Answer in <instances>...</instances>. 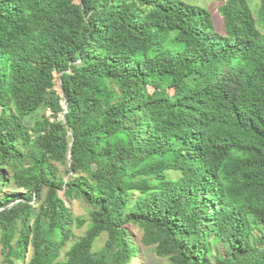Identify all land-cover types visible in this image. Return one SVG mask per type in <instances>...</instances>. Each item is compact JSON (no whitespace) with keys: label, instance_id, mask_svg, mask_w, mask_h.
Here are the masks:
<instances>
[{"label":"trees","instance_id":"trees-1","mask_svg":"<svg viewBox=\"0 0 264 264\" xmlns=\"http://www.w3.org/2000/svg\"><path fill=\"white\" fill-rule=\"evenodd\" d=\"M217 1L0 0L5 263L264 264V0Z\"/></svg>","mask_w":264,"mask_h":264},{"label":"rangeland","instance_id":"rangeland-1","mask_svg":"<svg viewBox=\"0 0 264 264\" xmlns=\"http://www.w3.org/2000/svg\"><path fill=\"white\" fill-rule=\"evenodd\" d=\"M194 1L210 9V11L213 14L212 15L213 18L215 19L214 21H215L216 30L219 32H222L223 31V21H222L223 17L218 10V1L217 0H194ZM253 6H254V9L257 10L256 8L258 6L257 0L253 1ZM56 75L58 76V74ZM55 83H56V88L59 89V78L58 77L55 79ZM60 168L62 170L61 174L65 176L64 167L60 165ZM168 173H170V176L172 178H176L178 176V172H175V171H169ZM6 191L9 193H15V192H18L19 190L17 187H15V185L12 182H10V184L6 188ZM69 204L71 206L74 216H81L83 218L88 217L86 207H85L86 204L78 200H74L70 202ZM88 223L89 222L87 221L83 226H80V227H77L75 224L74 231L78 235L84 234L85 231L88 229ZM129 227L133 233L134 238L138 239L142 233L141 229L137 225H134V224H131ZM106 238H107L106 233H103L97 239L94 249L99 250L105 243ZM139 247H140L139 253L137 254L135 258L131 260L130 264H170L169 259H167L166 257L157 256L155 252L152 250L151 246H145L139 242ZM30 255H31V249L29 250V253L27 254L26 260H28ZM0 264H8L3 261V256L1 253V245H0ZM16 264H25V262L17 261Z\"/></svg>","mask_w":264,"mask_h":264},{"label":"water","instance_id":"water-1","mask_svg":"<svg viewBox=\"0 0 264 264\" xmlns=\"http://www.w3.org/2000/svg\"><path fill=\"white\" fill-rule=\"evenodd\" d=\"M62 85V80L61 78L59 79V88L61 89L62 95L64 94V90L62 87H60ZM65 108H67V104H65ZM62 117L65 119V113L62 115ZM62 195H63V191H62Z\"/></svg>","mask_w":264,"mask_h":264}]
</instances>
